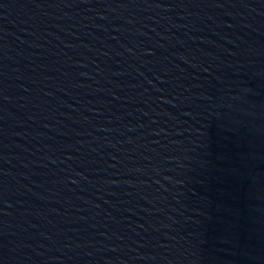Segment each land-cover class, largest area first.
<instances>
[{
    "label": "water",
    "instance_id": "obj_1",
    "mask_svg": "<svg viewBox=\"0 0 264 264\" xmlns=\"http://www.w3.org/2000/svg\"><path fill=\"white\" fill-rule=\"evenodd\" d=\"M0 264H264V0H0Z\"/></svg>",
    "mask_w": 264,
    "mask_h": 264
}]
</instances>
